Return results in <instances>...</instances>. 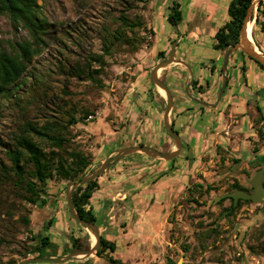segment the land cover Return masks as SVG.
<instances>
[{"label":"rangeland","instance_id":"obj_1","mask_svg":"<svg viewBox=\"0 0 264 264\" xmlns=\"http://www.w3.org/2000/svg\"><path fill=\"white\" fill-rule=\"evenodd\" d=\"M172 1L150 0L137 3L135 0H38L40 15L51 25L50 34L46 38V48L33 57L16 85L11 86L9 92L0 97V161L8 163L5 149L13 145L14 136L25 122L32 121L42 125L50 121L54 123V127H64L68 113L73 112L78 118L83 111L90 115L83 122L69 126L67 132L79 148L91 155V169L88 172L119 148L147 144L146 146L153 148L156 146L162 152L174 149V143L163 127L165 99L157 88L154 90L156 98L148 90L151 87L149 72L156 64H153L157 59L156 53L163 44L168 43L170 47L172 41L181 32H185V27L187 35H190V32L202 26L207 31L201 35L204 37L200 42L201 48L193 54L201 58H213L217 53L212 46L215 42L213 36L221 26L218 23L227 14L224 9L222 12L223 6L216 0L214 16L217 21L211 19L212 15L200 16L195 20L188 17L187 10H184V18L175 29L167 20ZM196 3L198 0H192L191 5ZM204 3L201 1V5L197 6L199 10L203 11ZM120 13L142 19L145 28L137 27L133 34L129 33L141 40H137L135 48L113 42L111 53L104 56L106 65L99 76L102 84L96 85L78 77L72 67L76 63L84 64L90 53H103L104 45L113 40L109 32L118 26L114 18ZM249 22L258 48L264 52V35L259 33L258 26L253 21ZM10 32L5 18L1 17L0 41L4 46L6 42L3 40L13 38ZM168 33L174 36L167 39ZM17 35L25 36L26 33L19 29ZM188 41L186 39L183 43H188L186 47L189 48ZM176 50L177 54L180 53V44ZM235 51L239 49L233 52ZM185 53L189 54V51L185 50ZM90 65L92 69L99 68L96 62H91ZM227 70L232 78L234 76L237 79L230 61ZM259 70L261 71L260 68ZM192 73L197 74L194 70ZM159 77L175 98V84L170 79L165 81L164 75ZM252 83L258 89L251 97L256 92L258 96L262 92L259 89L264 88V78L255 75ZM184 92L188 99L196 95L190 89H185ZM216 92L217 90L212 93L208 90L207 98L213 100ZM261 96H264V91ZM263 114L264 97L261 105L251 107V123L255 128L254 134H251V149L248 144L242 143L240 151L235 153L242 161H254L251 165L240 162L234 164L236 133L227 134L226 130L220 132L225 137L221 145V138L215 133L216 127L211 133L205 131L204 135L197 137V142L200 140L201 144L197 145L196 150L189 149L187 145L173 162L134 153L113 162L101 172L98 176L100 182L104 177L116 175L115 167L121 165L124 159L137 161L146 156V160L149 157L172 169L167 183H171L169 181L175 177L177 184L173 194L169 195L166 182L152 183L158 172H152L146 178L144 176V180L137 186V179L133 182L127 180L124 185L119 182L112 193L116 200L112 201V196H107L111 202L105 204L104 199L101 201L102 206L105 205L103 217L100 216V202L93 198L96 224L102 223L109 231L116 226V230L111 231L116 233L113 234L117 244L115 257L128 264H151L154 261L162 264H264V193L261 194L260 201H243L231 211H226L230 200L221 201V197L232 189L233 181L246 186V180L252 178L260 167L255 159L260 160L264 156ZM248 121L249 115L246 113L239 123L240 132H252ZM258 129L262 131L263 138L259 137ZM183 137L190 141L186 133ZM252 152L256 153V158ZM147 169H140L138 173ZM68 183L65 180L50 181L48 184L52 193L45 206L28 205L15 200L10 209L11 214H4L1 210V263L17 264L24 256L36 257L35 253L28 254L29 237L32 233L48 234L55 244L52 249L43 250L44 257H60L68 253L71 235L81 237L90 247L93 242L92 234L76 223L69 214L65 200ZM262 183L264 184V178ZM135 187L138 189L133 190ZM122 190L130 193L125 204L118 199V193ZM96 192L99 196L101 189ZM125 205L139 214L131 225L124 216ZM111 207L112 213L107 215L106 212ZM22 215H29V224L20 221ZM48 215L53 220L50 225H47ZM109 222L111 224L108 225ZM124 226L127 228L126 232L122 230ZM126 242L130 244L126 246ZM96 257V260H90L86 264H107L105 258ZM36 263L38 262L26 264ZM70 263L73 260L62 264Z\"/></svg>","mask_w":264,"mask_h":264},{"label":"trees","instance_id":"obj_2","mask_svg":"<svg viewBox=\"0 0 264 264\" xmlns=\"http://www.w3.org/2000/svg\"><path fill=\"white\" fill-rule=\"evenodd\" d=\"M148 1L150 0H135L137 3ZM250 3L251 0L229 1L228 20L216 30L213 36L215 50L224 53L238 43L240 29ZM1 17L5 18L13 38L3 40L6 46L0 41V97L9 92L11 86L16 85L31 64L33 57L46 48L48 40L46 38L50 34L51 26L47 19L40 15L38 0H0ZM114 20L118 22V26L109 32L113 40L111 39L112 42L104 45L103 53H90L84 64L76 63L72 67L78 77L85 78L96 85L102 84L99 76L106 65L104 56L111 53L113 42L124 43L135 48L137 40L141 39H136L129 33L133 34L137 27L145 28L142 19L135 15L130 17L125 13H120ZM167 20L172 26L178 25L183 20L179 2L172 1ZM255 21L259 31L264 33V0H259ZM19 29L24 30L26 35L18 36ZM252 36L259 47L255 41L254 31H252ZM156 57L158 60L164 59L165 52L158 51ZM247 57L264 72L263 65L250 56L247 55ZM91 62L98 63L99 68L92 69ZM214 70L215 67L212 65L210 72ZM241 71L244 69L241 68ZM193 83L196 81L192 80ZM154 90L150 87V94ZM87 115L90 113L83 111L82 116L77 118L73 112L68 113L64 127H54V123L50 121L42 125L27 121L19 127L18 133L13 138V145L5 149L8 163L0 161V212L2 210L4 214H11L10 209L14 206L15 200L23 201L28 205L45 206L52 193L48 184L50 181L70 182L81 178L91 169V155L79 148L67 132L69 126L83 122ZM257 131L259 137L263 138L262 131L260 129ZM235 187L241 189L237 185ZM98 188L97 177L85 185L77 186L73 191L74 207L80 218L85 221L96 223V216L90 203ZM231 208H234L232 204ZM20 221L29 224V215H22ZM52 222L53 220L49 218L47 225ZM69 240L68 252L89 248L88 243L82 241L81 237L71 235ZM28 244L30 245L28 254L35 253L36 257H44V249L55 247L48 234L32 233ZM116 247L114 240L100 235V247L96 251V256L105 258L107 264H128L113 255ZM0 264L3 263L0 262ZM151 264L162 263L154 261Z\"/></svg>","mask_w":264,"mask_h":264},{"label":"crops","instance_id":"obj_3","mask_svg":"<svg viewBox=\"0 0 264 264\" xmlns=\"http://www.w3.org/2000/svg\"><path fill=\"white\" fill-rule=\"evenodd\" d=\"M202 1L205 2L203 4V11L199 10L197 6H199L200 2ZM215 1L216 0H198V3H196V5H191L192 4V0H184V2H179L180 4V10L182 12L183 18H184V10H187V16L192 17L193 19L198 20V18H200V16H210L212 17L211 19L213 20H218L216 19V17L214 16V13L216 12V6H215ZM220 1L222 7V12L223 9L225 10V13L227 14V6L230 0H218ZM201 5V4H200ZM197 7V8H196ZM214 7V8H213ZM192 14V15H189ZM257 15V14H256ZM195 17V18H194ZM224 20H221L220 25L224 24L227 20H228V15L224 18V16L222 17ZM191 19V18H190ZM192 20V19H191ZM256 25V21L254 23ZM257 26V25H256ZM187 27L184 28V33L181 32V34L179 35V39H178V43L177 46L175 48V58L176 60L183 62V64L176 62V63H172L169 67L159 71V75H164L165 77V81H167V79H170L171 82H173L175 84V91H176V100L178 101V107L174 108V111H172L170 113V120H171V116L172 118H177L176 119V123H183L186 122V120L188 118H190L191 113L194 110H197L196 106L193 104V101L191 99H188L187 96L185 95V89H186V85L188 84V90H189V80H190V74L185 72V70L187 69V67L190 69L191 71V75H192V79H194L197 82V86L198 85H203L204 82L206 80H210V87L207 89V91L209 90L211 93L214 90H217V88L219 87L221 81H222V75H223V70H221L222 68V60L224 58V53H222L221 51L217 50L216 55L213 58H201L200 56H195L194 51L197 53V51L201 48L200 42L201 40L204 38L202 37L205 32L207 31L205 29V27H199V29L197 30H193L192 32H190V35H187L188 30L186 29ZM187 30V31H186ZM259 30V28H258ZM254 31V30H252ZM260 34H263V32H260ZM215 34V33H214ZM202 35V36H201ZM172 36V34L168 33L167 39L170 38ZM174 36V35H173ZM172 36V37H173ZM258 36V35H257ZM253 38V36H252ZM188 39L190 42V46L189 48L186 47L187 44L183 43L184 40ZM191 39V40H190ZM168 41V40H167ZM254 42V39H253ZM255 43V42H254ZM180 44V53L177 54V48L179 47ZM168 43L167 44H163V46L159 49V51H164L165 52V57L167 56L170 47H168ZM213 46V45H212ZM186 47V48H185ZM185 50L189 51V54L185 53ZM159 60L156 59L154 60V63H157ZM228 61L231 62V66L233 68L234 74L237 73V79L233 76L230 75V73L228 72L227 68H226V76H227V80H228V86L225 89V92L227 90V92L223 94L222 96V103L223 106L227 107V110L229 112V114L233 115V114H238L239 116H241V113H248L245 108V98L246 97H251V91L256 88V86L252 83V81L254 80V76H258L261 79L264 78V72L261 70H259V67L257 66V64H255L252 60L248 59V57H246L245 55L239 53L238 51L232 52L229 57H228ZM213 65L215 67L214 72H210L209 67ZM244 68V71H241V68ZM194 70V72H196L197 74L195 75L194 73H192V71ZM208 70V71H207ZM187 71V70H186ZM194 74V75H193ZM221 74V75H220ZM244 75V76H243ZM245 77V78H244ZM246 79V82H244V80ZM149 90V88H148ZM207 91L204 92V96H207ZM263 92V91H262ZM261 92V94H262ZM247 93V96L245 95ZM153 96H154V91L152 92ZM249 94V95H248ZM261 94H259L258 96H260ZM257 95V93H256ZM246 96V97H245ZM156 98V95L154 96ZM245 104V105H244ZM173 110V109H172ZM241 136V135H239ZM147 145V144H146ZM153 145V144H150ZM143 156V155H140ZM146 157V156H144ZM140 158L137 161H134L132 159H124V161H122L121 165H116L115 170L116 175L110 177H104L102 180V182L98 181L99 183V188L101 189V193L98 195H96V190L92 196L91 199V206L92 209H94V203L93 198L95 197L96 202L98 201V203L100 202L99 206H101L100 210V216L104 214L105 211V205L102 206L101 201L104 199V203H108L111 202V200H116L115 197H113L112 193L116 190V184L121 182V184L124 185V183L129 180L130 182H133V180H139L138 183L135 185H139L141 184L140 181L144 180V176L145 178L147 177V175H149L152 172H158L155 176H158L160 173H163V176L159 177L155 182L152 181V183H159V182H166V184L168 185V189H169V195H172L174 192V189L176 188V180L175 177L169 181L171 183H167L168 177L170 178V174L173 171H169L167 170L168 167L166 164L161 165L160 161H154L151 158ZM118 162V161H117ZM139 166V167H138ZM137 167V168H136ZM148 168L145 171H141V173H138L140 171V169H144V168ZM137 169V170H136ZM118 177V178H117ZM117 178V179H116ZM119 180V181H118ZM105 185V188L104 186ZM145 183L142 184V186H144ZM170 187V188H169ZM134 189H138V188H133ZM120 195V197H118V199L120 201L126 202L129 198V194L126 190H122L121 193H118ZM107 196H112L111 200L107 199ZM103 203V204H104ZM125 204V203H124ZM113 208H109L106 212L107 215H109L110 213H112ZM93 213L95 214L94 210H92ZM49 216V215H48ZM96 218L97 215L95 214ZM124 216H126L128 218V220L130 221V225L132 224V222H135L139 216V214H137L134 210H130L126 205H125V210H124ZM113 217V216H112ZM49 218H51L49 216ZM111 218V216L109 217ZM127 220V224L128 221ZM114 222V221H113ZM112 222V223H113ZM111 224V222L108 223V225ZM126 224V226H127ZM100 226V233L101 235H103L104 237H106L107 239L110 240H114V236L113 233L111 231L116 230V226L113 228V230H107V227L104 226L102 223L101 224H97ZM126 226L122 227V230L124 232L127 231ZM115 241V240H114ZM116 242V241H115ZM129 242H126V246L129 245ZM117 246V244H116ZM117 249V247H116ZM116 252V250H115ZM115 252L113 253V255L115 254ZM115 256V255H114ZM97 257L94 256L91 259H89L86 263H88L90 260H96ZM40 262H47V261H40ZM36 263V264H54V263ZM83 263L82 260L79 259H73V263L70 264H81ZM83 263V264H86ZM62 264V263H60Z\"/></svg>","mask_w":264,"mask_h":264},{"label":"water","instance_id":"obj_4","mask_svg":"<svg viewBox=\"0 0 264 264\" xmlns=\"http://www.w3.org/2000/svg\"><path fill=\"white\" fill-rule=\"evenodd\" d=\"M177 2V1H176ZM259 0H251V3L247 9L246 15L244 17V21L242 24V27L240 29V37L237 44L231 46L228 48L224 53L223 58V81L222 86L218 95V99L222 96L224 92V88L226 85V66L228 62V57L230 53H232L234 50L239 49L242 52H244L246 55L250 56L257 62H259L261 65L264 66V52L261 51L256 44L253 42V40H249L247 37V24L249 21H253L255 23L256 19V13H257V6H258ZM175 29H177V25H174ZM179 37L177 36L171 43L170 50L167 54V56L158 61L154 67L149 72V81L151 84V87L156 89H162L164 91V99H165V108L162 115V121H163V127L166 131V133L173 139L175 148L168 152H161L156 148L146 146V145H131L123 148L116 149L109 153L100 163L97 167L92 169L90 172L86 173L84 176H82L79 179L70 181L65 188V200L66 204L68 206L69 214L71 218L84 227L88 232L92 234L94 237V240L89 248L86 249H75L73 251H70L63 256L60 257H29L24 258L20 260L17 264H26L29 262H40V261H47L54 264H60L67 262L69 260H75L79 259L82 260L83 263H86L89 259L96 256V251L100 247V226L97 225L94 222L85 221L80 218L78 215L73 201V191L77 186L85 185L86 183L95 180L101 172L106 170L113 162L119 160L120 158L134 154V153H142L145 154L151 158L159 159L163 161H170L173 158H175L179 152L181 151V140L180 137L175 131L172 129L171 122H170V113L173 106V99L171 91L169 90V87L165 84V82L159 77V71L169 67L172 63L179 62L183 64V62H180L176 60L175 58V48L177 46ZM189 74H190V80L189 83L192 80V75L190 69L187 67ZM186 90H188V84L186 85ZM215 106V105H213ZM264 178L263 170H258L254 176L251 178V185L254 188V192L251 194H248L244 191L240 190H234L227 195L232 197L234 200V203L237 201L238 198L243 199H251L254 201H260L261 200V180Z\"/></svg>","mask_w":264,"mask_h":264},{"label":"flooded vegetation","instance_id":"obj_5","mask_svg":"<svg viewBox=\"0 0 264 264\" xmlns=\"http://www.w3.org/2000/svg\"><path fill=\"white\" fill-rule=\"evenodd\" d=\"M240 51L241 50H239L238 52L241 53ZM241 54H243V55H245L247 57V55L244 52L241 53ZM227 64H228V62H227ZM210 67H209V69H210ZM226 68H227V66H226ZM221 70H222V68H221ZM225 75H226V73H225ZM226 78H227V76H226ZM192 80H194V79H192ZM192 80H191L189 89L192 90V92H196V95L193 98H191V100L193 101L194 105L197 107L196 108L197 110H194L191 113L190 118H188L186 120V122H183L181 124L176 123V119L177 118L176 117L172 118V116H171L170 122H171L172 129L175 131V133H177L179 135L182 147H181V151L179 152V154L175 158L170 160V161L173 162L176 159H178L179 156L182 154V151L186 149L187 145H189L188 146L189 149L196 150V148L198 147L197 145L201 144L200 140H199V142H197L198 141L197 137H200V136L204 135L206 133L205 131H208V132L211 133L213 128L217 127V130H216L215 133H217L219 135V137L221 138L220 139L221 141L219 143L221 145L223 144L222 140L225 137L222 136L220 134V132L226 130L227 134H230V132L231 133H236V134H234V136H235L234 140H236L237 149H235L236 151H234V153H233L235 158L232 155L233 158H234L233 159L234 160V164H238L240 162V163H246V165H251V163H253L254 161L253 162L242 161L235 153L240 151L242 143L248 144L249 148L251 149V134H254V131H255L254 130L255 128H253L254 124H253V122L251 123V107H253V106L255 107L256 104L261 105L262 98L264 96L260 95V97H259V96L256 95V93H257L256 92L254 97L245 98V104H246V105L244 104L245 108H246L245 111L248 112L247 113L249 115V121H248L249 124L248 125L251 128L252 132L250 131L248 134H244L243 132H240L241 130H240V127H239V123H240V120L243 119V117L246 114V112L245 113H241L242 114L241 116H239L238 114L231 115V114H229V112L227 110V107L223 106V103H222V96H223V94L225 92V89L228 86V80L226 81V85H225L224 92H223L222 96L218 99V95H219V92H220V89H221V86H222V81H223V75H222V81H221V83H220V85H219V87L217 89L216 95H215L213 100H209L207 98V96L203 95L204 92H206L207 89L210 87L209 86L210 85L209 80H206L203 85H198V86H197V82L192 84ZM244 82H246V79L244 80ZM199 86H200V88H198ZM257 89L258 88L253 89L251 91V95H253V92H255V90H257ZM259 91H264V88H260ZM172 99H173V106H172L173 110H171V112L174 111V108L175 107L177 108L178 104H179L177 100L175 101L176 97L174 98L173 94H172ZM213 105H215V106H213ZM202 128H204V129H202ZM185 133H186V135L189 136V139H190L189 142H188L187 139L184 140L183 134H185ZM239 135H241V136H239ZM171 140L174 143L172 138H171ZM154 148H156L159 151H161L156 146H154ZM253 148L254 147H252V150H253ZM252 155H253V157H255L256 153L252 152ZM255 160L260 163V167H259L258 170H263V174H264V156H262L260 158V160L257 159V158ZM167 170L173 171L172 169H169V168ZM161 176H163V173H160L158 176H155V178L153 179V182H155ZM250 181H251V178L246 180V183H247L246 186L241 185L237 181H233V183L231 184V188L232 189L230 190V192H232L234 190H240V191H244V192H246L248 194L253 193L254 192V188L251 185ZM235 185L241 187V189H237L235 187ZM251 188H252V190H251ZM260 191H261V194L264 193V184L262 183V180H261ZM230 192H228V193H230ZM228 193H226L223 197H221V201L225 200V199H229L230 200L229 207H228V209L226 211L233 210L235 207H238L243 201H246V202H250L251 201V199L238 198L237 201L234 203L233 198L227 195ZM231 204L234 206V208H231Z\"/></svg>","mask_w":264,"mask_h":264},{"label":"bare ground","instance_id":"obj_6","mask_svg":"<svg viewBox=\"0 0 264 264\" xmlns=\"http://www.w3.org/2000/svg\"><path fill=\"white\" fill-rule=\"evenodd\" d=\"M251 28H252V24H251V22H249L248 24H247V37H248V39L249 40H253V38H252V32H251ZM257 46V45H256ZM158 91H159V93L162 95V96H164V91L162 90V89H158ZM92 239L94 240V237L92 236Z\"/></svg>","mask_w":264,"mask_h":264}]
</instances>
